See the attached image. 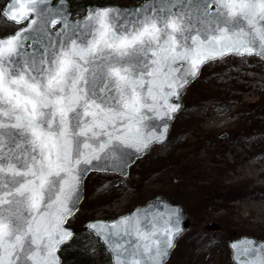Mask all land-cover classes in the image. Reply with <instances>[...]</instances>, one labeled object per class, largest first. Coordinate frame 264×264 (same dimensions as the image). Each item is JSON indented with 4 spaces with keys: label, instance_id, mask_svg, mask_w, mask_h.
<instances>
[{
    "label": "snow or ice",
    "instance_id": "6c2138e0",
    "mask_svg": "<svg viewBox=\"0 0 264 264\" xmlns=\"http://www.w3.org/2000/svg\"><path fill=\"white\" fill-rule=\"evenodd\" d=\"M0 18L17 27L0 37V264H61L85 176L123 175L162 144L205 64L264 60V0H143L77 21L64 0H8ZM180 222L145 209L87 229L113 264H165ZM245 244L238 264H264V244Z\"/></svg>",
    "mask_w": 264,
    "mask_h": 264
},
{
    "label": "rangeland",
    "instance_id": "374dc122",
    "mask_svg": "<svg viewBox=\"0 0 264 264\" xmlns=\"http://www.w3.org/2000/svg\"><path fill=\"white\" fill-rule=\"evenodd\" d=\"M12 31L0 22V34ZM182 100L166 142L135 159L125 177L87 175L68 224L86 215L112 219L155 193L182 205L188 218L165 264H233L230 240L264 239V65L235 56L205 64ZM222 132L229 137L218 139ZM86 255L101 264L94 249Z\"/></svg>",
    "mask_w": 264,
    "mask_h": 264
},
{
    "label": "water",
    "instance_id": "95a60500",
    "mask_svg": "<svg viewBox=\"0 0 264 264\" xmlns=\"http://www.w3.org/2000/svg\"><path fill=\"white\" fill-rule=\"evenodd\" d=\"M7 2H8V0L4 3V5L2 6V8L5 6V4H6ZM142 2H143V0H142L140 3H138V4L128 5V6H125V5H119V4H116V3H106V4H103V5H89V6H87L85 12H84L82 15H80L79 17H75V18L72 17L71 12H70V10H69V5H68L69 2H68V0H64V6L66 7L67 12L69 13V18H70V20H72V21H77V20H82V19H84V17L88 14V10H89V8H99V7H104V6H113V7L123 8V9H131V8H134V7L139 6ZM60 4H61V0H52V5H53V7H56L57 5H60ZM2 8H1V9H2ZM59 27H60V26L57 25V26H56V29H54L53 31L58 30ZM15 31H17V28H16L12 33H14ZM12 33H9V34H6V35H4V36H0V37H5V36H8V35H10V34H12ZM29 43H31V42L29 41ZM259 59H260V58H259ZM260 60H261V59H260ZM261 61H262L263 65H264V60H261ZM193 81H194V80H193ZM193 81H192V82H193ZM184 91H185V90H184ZM184 91L182 92L181 97H180L179 100H173L174 103H180V104H181V108H180V110L182 109V106H183V100H182V97H183V93H184ZM180 110H178V112H180ZM178 112L175 113L174 116H173V118H172L171 120L168 121V131H167V134H166L165 141H164L163 143H165L166 140H167V136H168V132H169V130H170L171 124H172V122H173V120H174L176 114H178ZM155 123H157V124H161L162 122H160V121H155ZM159 130L162 131V130H163L162 127H161ZM217 137H218V139H223V140H225V139H227V137H228V133H227V132H222V133L219 134ZM163 143H162V144H163ZM153 145H161V144H153ZM145 153H146V152H145ZM145 153H144V154H145ZM142 155H143V154H142ZM142 155H140L139 157H141ZM135 159H138V158L135 156V154H133L129 166L131 165V163H132ZM129 166L125 169V173H124L123 175H121L120 173H117V172H111V171H90L89 173H92V172H96V173H112V174H116V175L119 176V177H125V176L128 174ZM89 173H88V174H89ZM88 174H87V175H88ZM87 175H86V176H87ZM86 176H85V178H86ZM85 178H84V179H85ZM84 179H83V181H84ZM82 199H83V191H82ZM82 199H81V201H82ZM81 201H80V203H81ZM80 203H79V205H80ZM79 205H78V208H79ZM145 209H148L149 211H153V212H162V213H168V212L171 211V210L179 209V214H180V216H181V222H180V228L182 229L181 234L186 230V228H187V226H188V218H187V214H186V211H185V209L183 208L182 205L177 204V203H173L171 200H169L168 198H166V197H164V196L156 195V196H154L153 198L149 199L145 204H143V205H139V206H136V207L132 208L130 211H128V212H126V213H124V214L118 215V216H116V217L113 218V219H109V220H107V219H92V220L87 221V222L83 225V227H84L85 230L88 231V229H87V225L90 224V223H94V222H105V223L111 224V223H114V222L118 221V220H119L120 218H122V217L129 216V215H132V214L136 213L137 210H145ZM76 212H77V211H76ZM76 212H75V213H76ZM74 215H75V214H74ZM66 227L70 228V229L75 233V230H74L72 227H69V226H67V225H66ZM88 232H89V231H88ZM181 234H180V235H181ZM92 235H93V234H92ZM180 235L177 237V239L180 237ZM93 236H94L95 238H97V239L99 240V242L103 245V247L105 248V250L108 252V254H109V256H110V263L113 264V257L110 255V253H109V251H108V249H107V246L104 244L103 240L100 239V238H98V237H96L95 235H93ZM177 239H176V240H177ZM176 240H175V242H176ZM246 240H252V241H255L257 244H264V239L256 238V237H254V236H250V235H243V236H241L240 238H238V239H236V240H232V241H230L229 244H228V246H229V250H230V259H231V261H232L233 264H238V262H237L236 259H234V250H233V248H232V244H233V243H236L239 247L243 248V247L246 246V244H245V241H246ZM62 247H63V246H62ZM171 251H172V250H171ZM59 252H60V251H59ZM59 252L57 253V255L60 257ZM242 258H243V257H242ZM60 260H61V257H60Z\"/></svg>",
    "mask_w": 264,
    "mask_h": 264
},
{
    "label": "trees",
    "instance_id": "16d2710c",
    "mask_svg": "<svg viewBox=\"0 0 264 264\" xmlns=\"http://www.w3.org/2000/svg\"><path fill=\"white\" fill-rule=\"evenodd\" d=\"M130 1H133V3H138L141 0ZM5 2L6 0H0V9ZM90 3H93V0H84L81 3L75 4L71 11L72 14H82L85 11L86 6ZM102 3H104L103 0H98L97 2V4ZM0 22L5 23L2 18H0ZM10 26L14 28L12 25ZM154 196L155 193H152L149 198ZM103 218L107 219L110 217L105 216ZM91 219H93L92 215H86L83 219V223L73 227L75 229L73 240L70 244L64 245L59 252L61 264H95L94 258L86 255L89 249H94L99 253L101 264H110V257L107 251L104 249L101 243L94 236H92V234L83 228V224Z\"/></svg>",
    "mask_w": 264,
    "mask_h": 264
},
{
    "label": "flooded vegetation",
    "instance_id": "af4514ba",
    "mask_svg": "<svg viewBox=\"0 0 264 264\" xmlns=\"http://www.w3.org/2000/svg\"><path fill=\"white\" fill-rule=\"evenodd\" d=\"M82 1H84V0H79V1H74V0H68V5H69V10H70V12L72 11V9H73V6L75 5V4H78V3H81ZM97 2H98V0H93V3H90V4H88L87 6H89V5H91V4H97ZM86 6V7H87ZM210 227V226H209ZM234 239V238H233ZM236 239V238H235Z\"/></svg>",
    "mask_w": 264,
    "mask_h": 264
}]
</instances>
